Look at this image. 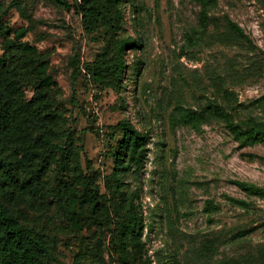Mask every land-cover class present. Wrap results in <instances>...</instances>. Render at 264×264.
Here are the masks:
<instances>
[{"label": "rangeland", "instance_id": "obj_1", "mask_svg": "<svg viewBox=\"0 0 264 264\" xmlns=\"http://www.w3.org/2000/svg\"><path fill=\"white\" fill-rule=\"evenodd\" d=\"M68 1L64 9L51 0H0V57L19 67L22 100L41 98L29 136L50 126L61 145L73 132L102 206L94 219L59 199L55 148L43 150L33 174L21 151H11L16 169H0V201L47 242L43 264H264V145L240 143L206 115L195 127L177 121L179 109L219 104L242 125L264 124V0H215L213 19L191 45L195 0H121L119 22L112 0ZM227 17L243 31L239 43L223 35ZM127 37L140 48L124 50L117 80L105 70ZM123 120L150 136L144 168L130 183L140 188L145 227L127 240V258L124 209L111 188ZM25 178L37 193H11ZM233 180L261 191L246 193Z\"/></svg>", "mask_w": 264, "mask_h": 264}, {"label": "trees", "instance_id": "obj_2", "mask_svg": "<svg viewBox=\"0 0 264 264\" xmlns=\"http://www.w3.org/2000/svg\"><path fill=\"white\" fill-rule=\"evenodd\" d=\"M56 5L68 9V0H51ZM89 5L92 0H78ZM115 6L116 22L122 17L119 8L121 0H112ZM200 7L198 14V28L196 35H188L187 42L191 45L201 40L209 22L210 11L215 0H195ZM96 1L94 0L93 3ZM81 7V6H79ZM81 10L83 8H80ZM92 17H95L93 7L83 9V20L86 28H89ZM226 30L223 35L233 43H239L244 39L242 29L228 17L224 19ZM128 47L140 48V42L127 37L120 41L116 61L105 71L115 73V78L120 80L123 76L125 64L123 60L124 50ZM21 73L17 64L6 62L0 57V169L1 172L14 171V163L11 160L10 152L16 149L21 151V159L26 162V167L30 168L33 174L34 169L40 165L39 158L44 149L55 148L58 152L54 157L56 164L60 166L62 178L59 183V199L67 204L77 206L79 211L86 212L90 218L100 215L102 206L98 202V190L94 186L90 176H88L81 163L82 146L75 144V134L69 133L66 140L61 145H54L57 139L55 128L46 126L41 129L35 138H30L29 129L32 119L37 115L38 104L41 98H36L29 102L22 100V92L19 87ZM47 81L41 78V83ZM42 96L41 92H38ZM229 98L232 93L226 92ZM222 121L233 138L244 145L263 144L264 145V124L248 119L242 125L236 122L231 114L219 104H209L203 109V113L191 110L179 109L177 121L183 125L195 127L205 116ZM121 130V138L113 154V169L111 172V188L117 200L124 209V221L120 248L122 255L127 258V245L132 237H141L145 227L142 216L141 203L139 201L140 188L130 187V183L138 181L140 172L144 168L147 144L150 136L146 132L137 129L128 120H123L117 124ZM39 161V162H38ZM39 173L41 172V167ZM33 179V178H32ZM31 178L23 179L21 184H14L11 193L14 192H35L38 186ZM231 183L246 193L258 194L260 189L243 181L233 180ZM243 204L239 200H233ZM212 208V203L208 201L207 209ZM47 242L36 236L35 233L19 223L11 213L9 207L0 201V264H43L42 259L48 255Z\"/></svg>", "mask_w": 264, "mask_h": 264}]
</instances>
